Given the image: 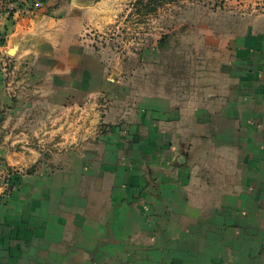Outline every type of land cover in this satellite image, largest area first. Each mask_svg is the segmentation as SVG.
Here are the masks:
<instances>
[{"label":"crops","instance_id":"obj_1","mask_svg":"<svg viewBox=\"0 0 264 264\" xmlns=\"http://www.w3.org/2000/svg\"><path fill=\"white\" fill-rule=\"evenodd\" d=\"M127 1L0 0V264H264V12L171 89L102 44Z\"/></svg>","mask_w":264,"mask_h":264},{"label":"rangeland","instance_id":"obj_2","mask_svg":"<svg viewBox=\"0 0 264 264\" xmlns=\"http://www.w3.org/2000/svg\"><path fill=\"white\" fill-rule=\"evenodd\" d=\"M121 8L122 18L108 33L114 36L105 37L102 44L125 49L123 59L139 63L140 83L143 78H160L171 89H179L186 87L190 67L198 72V82L203 81L211 61L203 35L206 26L232 23L244 13H263L264 0H128ZM209 13L217 15L216 21L207 18ZM130 48L134 56L126 55ZM142 48L149 52L142 53Z\"/></svg>","mask_w":264,"mask_h":264},{"label":"built area","instance_id":"obj_3","mask_svg":"<svg viewBox=\"0 0 264 264\" xmlns=\"http://www.w3.org/2000/svg\"><path fill=\"white\" fill-rule=\"evenodd\" d=\"M41 6H42V0H34V5H33L34 10L39 9Z\"/></svg>","mask_w":264,"mask_h":264},{"label":"trees","instance_id":"obj_4","mask_svg":"<svg viewBox=\"0 0 264 264\" xmlns=\"http://www.w3.org/2000/svg\"><path fill=\"white\" fill-rule=\"evenodd\" d=\"M160 1L162 2V1H167V0H160Z\"/></svg>","mask_w":264,"mask_h":264}]
</instances>
